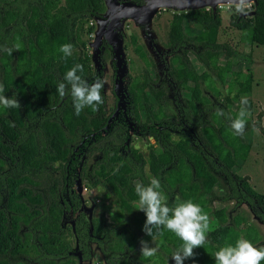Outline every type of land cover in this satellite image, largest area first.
Wrapping results in <instances>:
<instances>
[{
	"label": "trees",
	"instance_id": "1",
	"mask_svg": "<svg viewBox=\"0 0 264 264\" xmlns=\"http://www.w3.org/2000/svg\"><path fill=\"white\" fill-rule=\"evenodd\" d=\"M88 1L66 0L65 6L58 9V0H0V49H12L11 55L0 51V94L15 97L19 104L18 109H0V132L3 131L4 137L12 142V146L0 145L1 152L11 161L8 173L0 176V264H81V254L83 259L87 256L89 224L78 223L73 230L69 227L67 232L64 231L58 180L65 179V167L71 162L74 149L84 148L81 143L85 136L94 132L97 134L95 138L100 139L111 127L102 128L104 125L99 119L89 123L88 115L100 112L101 104L95 111L85 108L76 116L68 89L64 96H60L57 87L64 74L76 64L83 65L84 79L90 74L89 60L77 52L81 28H75L73 22L76 12L84 9ZM231 11L230 27L241 34V41L246 45L264 46V0L250 7L254 12L250 18L240 16L241 12L249 10L236 11L231 7ZM87 20H90L89 16ZM221 25L219 9L214 13L210 9H201L175 12L167 31L170 43L195 44L201 48L199 54H195L204 70L180 60L172 72L180 81V88L186 84L194 85L191 95L182 100L185 117L207 108L201 100L200 83L215 98L220 99L221 93L214 87V80L226 90L219 114L215 112V125H206L200 131V146L213 158L203 154L201 147H196L197 143L188 137L180 135L172 140L167 134L157 149L148 146L146 157L137 151L122 156L117 153L119 145L113 144L108 153L117 156V160L108 162L109 154L105 150L98 163L101 170L92 178V188L102 187L114 196L117 204L111 223H106L103 215L102 220L91 222V234L94 238H102L97 243L108 264L117 261V244L131 255L121 256V259L127 264H137L133 251L141 250V241L150 242L151 238L142 231L143 227L139 228L135 222L141 211L137 210L134 186L137 182L146 185L152 177L160 180L169 207L191 200L198 203L209 218L204 245L195 248L193 256L184 264H215L214 253L219 248L234 246L240 238L253 245L257 242L256 235L252 234V237L241 226L244 219L224 216L215 223L211 211L215 201L225 203L232 196L240 195L247 201L254 200L263 211L259 217L264 218V195L252 190L247 177L235 175L238 181L235 186L230 179V166L226 165L227 159L240 167L248 161L252 148L245 135L259 128V122L253 125L252 102L247 99V105H241L238 94L239 89L251 80L249 72L229 78L219 66L224 60L230 67L236 56L229 45L218 42ZM92 31L90 28L85 34ZM65 43L72 44V54L67 57L59 51ZM138 55L146 62L140 48ZM144 81H138L140 88L132 105V121L161 123L163 120L155 114L149 95L144 91ZM231 94L234 96L230 97ZM157 104L165 110L161 100ZM242 107L246 109V123L243 133L237 135L231 130V122ZM2 114L12 117L13 122ZM221 126H225L229 134L218 135L217 128ZM22 128H28V132L21 133ZM101 128L102 133H99ZM125 144L127 146V142ZM101 149L102 145H99L97 150ZM55 164H58L57 168ZM57 171L60 175L55 178ZM86 173L83 167L81 174ZM118 177L124 179L123 184L117 182ZM219 193H223V197L218 198ZM226 224L227 232L218 233L216 226L225 227ZM153 241L159 252L155 257L150 256L154 257V264H174L171 256L181 248L182 241L164 229Z\"/></svg>",
	"mask_w": 264,
	"mask_h": 264
},
{
	"label": "flooded vegetation",
	"instance_id": "2",
	"mask_svg": "<svg viewBox=\"0 0 264 264\" xmlns=\"http://www.w3.org/2000/svg\"><path fill=\"white\" fill-rule=\"evenodd\" d=\"M92 1L93 0H89L84 9L76 12V17L73 21L75 22V28H81V32L79 33L81 41L78 43L79 48H77V52L83 57V59H88L90 63V74L85 79L89 83H92L97 77H99L104 83V87L101 89L103 102L101 103L100 112L95 111L94 113H90L88 115L89 123L93 119H99L100 123H102L101 125H104L102 128H105L110 121L109 125L111 130L105 133L100 139L95 138L97 134H93L94 132H91L89 137L85 136L84 141H80L82 142L81 144L84 145V148H80L81 150L74 149L73 154L70 157L72 160L65 167V179L58 180L59 186L57 187V193L59 194V205L62 207V225L66 232L67 229L70 228L73 230L78 223L87 224L86 215L89 213L91 214V222L93 220H102L101 217L103 215L105 222L109 224L105 206L103 205L101 208V210L103 209L101 213L95 214L98 205L94 201H91L90 203L87 202V189L103 192L105 195L104 198H107L108 200L111 199L112 205L117 209V204L115 203L113 195L108 194V192L102 187L95 189L92 188L90 183L94 175L101 170L98 163L102 161L105 150L107 153H110L113 149L110 146L117 144L119 145L117 153L127 157L131 151H135L131 149L132 143L137 141H147L148 145L157 149L162 144V138L167 134L172 140L183 135L184 137H188L191 142L197 143L196 147H201L200 131L206 125H215V112L219 114L222 104L220 99L215 98L211 91H205L200 83L199 89L201 90V100L203 106L206 105L207 108L206 110L203 109V111H200L196 115L185 117V104H182V100L191 95L194 85L190 87V85L186 84L180 88V81L176 79L172 72H174V68L179 65L180 60L186 64L192 63L191 57L196 60L195 53L199 54L201 51V48L198 45H174L170 43L166 33L167 41L163 45L162 52L152 49V47H154V42L151 45H147V49L142 47L144 42L140 41L138 34L143 36L144 39H147L150 34V24L153 19L155 22L160 15H165L163 19L166 21L167 16H169L170 21L174 13L160 10L151 21H148L146 14L136 13V10H139L145 5V0H98L96 4L92 3ZM58 2L59 4L57 8L60 9V6H65L66 0H58ZM131 14L134 15L133 18L125 17ZM87 16L90 17L89 21L87 20ZM97 18H100L101 21L96 22L95 20ZM153 24L154 23H152V25ZM167 26L169 27V22ZM90 28H92L93 31L91 34L86 35L85 32ZM118 39L124 40L123 45H125V48L133 45V53L145 66L142 70H140V68L137 69L132 61L127 59V63L125 62L126 73L121 79H119L115 53L111 46L115 45V42L118 41ZM146 43L148 44V42ZM138 48L144 53L146 62L139 57ZM199 67L202 68V65L199 64ZM136 70L138 73H135ZM202 70H204V68H202ZM140 79L145 80L143 84L145 86L144 91L145 93H148L151 98L156 99V105L158 106L157 102L160 100L161 103L165 105V110L162 111L166 117H160L159 115V118L163 120L161 123L154 121L147 123L146 121H143L144 123L140 124L136 122L135 124L138 128V133L129 135L128 132L132 131L129 128V124L132 121V105L137 100V91L138 88H140L138 81ZM189 88L190 92L185 95ZM122 95H124L125 100L128 103L126 111L121 108V102L118 100ZM205 95L208 96L207 100ZM152 108L154 109V105ZM158 108L161 109L160 106H158ZM1 116L7 118L9 115L2 114ZM9 121L13 122L12 117L10 118V116ZM26 123L28 122L26 121ZM27 127H29V125ZM102 128L99 133H102ZM91 129L94 130V127H91ZM219 129L220 127L217 128L218 135ZM20 132L27 133L28 128H22ZM4 134L3 131L0 132V139L2 138L0 140V145L12 146L11 140L5 138ZM134 135H137L138 138ZM125 142H127V146ZM99 145H102V149L98 151L97 148ZM201 150L208 158H213L203 147H201ZM115 160H117V156L113 153L108 155V162H114ZM57 166L58 164H55V168H57ZM10 167V159L0 150V176H4L8 173ZM83 167L86 168L87 173L82 175L81 170ZM229 172L232 174L230 175L232 183L235 186H238V181L235 179V175H239L232 172L230 169ZM145 173L149 176L147 169H145ZM59 175L58 171L54 173L55 178L59 177ZM82 177H85V179ZM119 179L124 183L123 178L118 177L117 181ZM61 184L63 185V188L60 187ZM84 186L87 188H84ZM220 197H223V193L218 194V198ZM215 202L223 205L224 209V214L221 218L217 219L215 216L213 217L215 223L219 222L224 216H227L230 219L234 217H239L240 219L241 217L245 220V225L241 224V226L243 229L245 228V231L248 233L253 225L247 221L246 216L239 214L238 211L243 206L247 208L248 213L251 216L264 225V218L259 217L263 214V211L254 200L247 201L244 197L239 195L232 196L230 200L225 203L218 201ZM65 222L67 225H64ZM241 223H243V220H241ZM216 228L217 230H227V224L225 227L223 225H218ZM252 234L256 235L253 227L252 232L249 235ZM88 239L90 240L87 242V256L83 259V254H81V260L83 261L81 264H91L93 249L98 253L99 261H101L102 264H108L105 255L97 243V240L100 239L102 241V238H94L92 234H89ZM119 245L120 244H117V246ZM117 246L116 253L118 254V258L114 264H127L126 261L121 259V256L128 255L130 257L131 255H129V251H125L124 249L118 251ZM120 246L122 247V245ZM140 252V250H137L136 252L133 251L134 260L137 264H143L137 260Z\"/></svg>",
	"mask_w": 264,
	"mask_h": 264
},
{
	"label": "rangeland",
	"instance_id": "3",
	"mask_svg": "<svg viewBox=\"0 0 264 264\" xmlns=\"http://www.w3.org/2000/svg\"><path fill=\"white\" fill-rule=\"evenodd\" d=\"M231 7H234L236 11H240L241 9L250 11L251 5H225L219 8L222 25L219 32L218 42L221 44L229 45L236 52V56L233 58L232 65L230 67L226 65L224 60L219 63V66L222 71L226 72L229 78H237L242 72H249L251 80L246 82L243 88L239 89L238 94L240 98L246 97L252 102V109L254 110V113L252 114V123L253 125H256V123L259 122V128L256 127L245 135L246 140L250 142L252 148L249 154L248 161L240 167L237 164H232L227 159L226 165L230 166L228 168L232 172L238 174L240 177H247L252 190H254L258 194L264 195V46L246 45L241 41V34L230 27L229 18L232 13ZM170 12L174 13V10ZM164 16L165 15H160L155 20V22L154 19L151 21L149 31L150 34L147 39H144L143 36L138 34L140 41L144 42V45H142V47L147 49V45H151L154 42V47H152V49L162 52L163 45L167 41V24L168 22H170L169 16H167L166 21L163 19ZM152 23L154 24L152 25ZM195 29L198 31L197 27H195ZM123 41L124 40H122V42ZM146 42H148V44ZM133 48V45H130V47L127 48H125V45H123L124 62L127 63V59H130L137 69L140 68V70H142L145 68V66L142 61L140 62L136 58V55L133 53ZM191 61L195 69H198L199 64L197 63V61L192 57ZM136 72L138 73L137 70L135 71V73ZM213 84L221 93L220 101L222 102V100L226 98V90L216 81H214ZM189 92L190 88L188 89L187 93H185V95H187ZM233 96L234 94L230 95V97ZM149 98L154 105V111L156 112L155 114H158V116L160 115V117H166L164 112L156 105V99H153L150 96ZM205 98L207 100L208 96L205 95ZM125 101L124 104L120 105L124 111H126V106L128 105V103ZM232 108L235 109L236 105L233 104ZM219 134H221V136H226L227 134H229V131L225 126H221L219 129ZM134 136L138 138L137 135ZM148 146L149 145L147 141H137L132 143L131 149L137 151L138 153H141L146 157L148 154ZM118 181V183H123L121 179H119ZM85 187L86 186H84V188ZM104 196L105 195L103 192L87 189V202L90 203L91 201H94L98 205L96 211L94 210L95 214L101 213V211H103V209L101 210V208L104 205L106 208L105 211L107 213L106 216L107 219H109L108 222L110 223L111 219L115 217L114 215L116 213V208L112 205V200H108L107 198L105 199ZM211 211L213 217L215 216L217 219L221 218V216L224 214L223 205L214 202L211 205ZM238 212L239 214L246 216L247 221H249L250 224L253 225V229H255L256 237H254L253 235L252 237L256 238L257 242L254 244V246L264 247V225H262L257 219L251 216L248 213L247 208L242 206ZM89 215L91 216V214H88V216ZM135 222L139 228L143 227L145 222V216L143 212H140ZM64 225H67V223L65 222ZM252 227L250 228L249 234H251L252 232ZM217 232L221 234L226 233L227 230L219 229L217 230ZM147 243L149 247H153L156 249V252L154 254L155 257V255L159 253L158 248L155 247L153 240H150V242ZM122 249L123 248L120 245L117 246L118 251H122ZM97 254L98 253L96 252V250L93 249L91 264H102V262L99 261V256ZM154 257L151 258L149 256H145L142 254V252H140L137 260L143 264H154Z\"/></svg>",
	"mask_w": 264,
	"mask_h": 264
},
{
	"label": "clouds",
	"instance_id": "4",
	"mask_svg": "<svg viewBox=\"0 0 264 264\" xmlns=\"http://www.w3.org/2000/svg\"><path fill=\"white\" fill-rule=\"evenodd\" d=\"M0 51L7 52L9 55L12 53V49H0ZM59 51L65 57L70 56L72 44H62ZM83 71V65L76 64L64 74L63 81L57 87L60 96H64L66 88L68 89L76 116H79L85 108L95 111L103 102L101 89L104 83L102 79L97 77L94 82L89 83L82 77ZM240 103L246 106L247 98L241 97ZM13 108H19L16 98L0 94V109ZM245 116L246 109L242 107L237 118L231 122V130L237 135L244 131ZM134 192L138 198L137 210L143 212L145 216L142 231L151 238V241L161 234L162 229L173 233L182 241L181 248L171 256L174 264H184L186 259L193 256L195 248H201L204 245L209 218L198 203L187 200L178 203L175 207H169L160 180L156 177H152L146 185L137 182ZM141 252L150 257L155 254L156 249L149 247L147 242L141 241ZM214 261L215 264H261V261H264V247H255L249 240L240 238L234 246L227 245L219 248L214 253Z\"/></svg>",
	"mask_w": 264,
	"mask_h": 264
},
{
	"label": "water",
	"instance_id": "5",
	"mask_svg": "<svg viewBox=\"0 0 264 264\" xmlns=\"http://www.w3.org/2000/svg\"><path fill=\"white\" fill-rule=\"evenodd\" d=\"M260 0H145V5L141 7L139 10H136V13H142L146 14L148 17V21H151L154 16L160 11V10H174L175 12L182 13V12H188V11H195V10H201V9H210L213 13L216 12L217 9H219L222 6L225 5H232V6H239V5H256ZM241 17H252L254 16L253 11L249 12H241ZM126 18H133L134 15H127ZM101 21L100 18H97L95 20ZM113 48V51L115 53V59L117 62V69H118V75L119 79H121L124 74L126 73V65L124 62V56H123V42L122 40H119L115 42V45H111ZM119 102L121 104H124L125 97L124 95L120 96L118 98ZM126 102V101H125ZM110 124V121H109ZM109 124L106 126L105 129H108ZM129 128L132 131H129V135L135 133H138V128L136 127V124L132 121L129 124ZM90 214V213H89ZM88 214L86 215L87 222L89 224V234L92 232V226H91V216ZM77 248L75 249V251ZM75 255L76 252L74 253ZM77 256L80 255L78 254Z\"/></svg>",
	"mask_w": 264,
	"mask_h": 264
}]
</instances>
